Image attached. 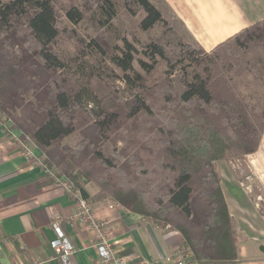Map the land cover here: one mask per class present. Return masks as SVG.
Instances as JSON below:
<instances>
[{
    "label": "trees",
    "instance_id": "1",
    "mask_svg": "<svg viewBox=\"0 0 264 264\" xmlns=\"http://www.w3.org/2000/svg\"><path fill=\"white\" fill-rule=\"evenodd\" d=\"M56 2L0 0V36L13 29L15 21L24 18L38 47L40 70L59 72L58 75H50V83L49 77L41 79L40 72H16L15 57L11 58L7 50L4 54L0 42V114L9 120V128L20 129L21 136H28L34 141L46 155L45 165H54L59 172H56L57 175H65L71 181L82 179L93 183L97 187L95 198L113 197L132 212L164 221L165 224L172 222L174 226L171 218L182 216L177 225L181 227L186 244L197 260L236 258V235H230L231 252H225L224 248V230L228 233L226 227L229 222L222 218L224 204L214 162L242 158L256 150L264 126V111L253 114L258 125L255 128L244 111L241 97L227 82L225 73L216 71L218 69L212 74L208 72L204 66L206 52L185 43L174 55L175 60L180 62L188 59L192 68L191 71L182 70L180 74L184 89L176 96L181 104L179 114L162 123L165 129L155 127L157 132L150 138L151 146L142 144L127 155L125 164L118 165L116 160L98 148L93 149L89 156V152L84 150L86 134L84 142L81 140L75 145H68L63 140L79 128L76 122L80 123L82 130L90 127L96 134V141L108 142L120 113L118 109H109L102 96L94 90L93 83L103 80L101 75L94 70L77 75L71 65L63 63L52 51L51 44L59 35ZM124 7L132 15L139 10L143 13L138 23L141 30L166 24L167 18L150 0H124ZM91 8L100 11L102 25L110 22L115 15L112 0H85L83 9ZM63 14L72 24H78L84 17V12L76 5L63 7ZM263 35L264 21H259L218 45L214 51L218 54V49L230 41L242 46ZM86 47L97 51L120 71V78L129 91L124 107L126 116L139 112L152 115L151 89L145 74L150 75L155 64L138 57L143 73L134 67L133 62L135 54H141L156 56L173 66L164 44L157 38H149L145 49L139 51L132 42L124 40L123 46H116L115 51L107 53L100 41L92 36ZM159 86L161 92L171 90L169 81L165 79ZM218 90L220 100L215 94ZM164 96L167 101H173L171 94ZM215 105L219 108L212 109ZM76 110L79 111L76 113L80 116L79 120L74 116ZM215 117L219 119V128ZM227 123L232 125L231 134L225 132ZM92 145L96 143L92 142ZM194 201L202 212L193 209Z\"/></svg>",
    "mask_w": 264,
    "mask_h": 264
},
{
    "label": "crops",
    "instance_id": "2",
    "mask_svg": "<svg viewBox=\"0 0 264 264\" xmlns=\"http://www.w3.org/2000/svg\"><path fill=\"white\" fill-rule=\"evenodd\" d=\"M150 1L173 22L179 38L206 53L244 28L264 21V0ZM9 126V120L0 114V264H93L97 253L91 246L92 232L86 227L64 226L75 248L69 261L62 260L50 247L55 238L51 227L53 213L63 218L71 216L75 201L41 165H45V153L30 139L33 158L27 159L9 137L10 131L20 134L21 130ZM263 135L256 150L244 157L214 162L224 204L222 218L229 222L228 233L224 230V248L231 252L230 235H236L237 257L199 260L200 264H264V156L257 155ZM49 167L58 172L54 165ZM247 176L249 180H245ZM242 181L250 183V193ZM82 191L92 202L96 220L108 221L109 239L118 256L175 264V249L188 245L177 225L182 216L171 218L175 226L172 222L165 224L121 204L109 209L108 202L117 200L110 196L95 198L97 187L91 182H84ZM193 209L202 212L195 201Z\"/></svg>",
    "mask_w": 264,
    "mask_h": 264
},
{
    "label": "rangeland",
    "instance_id": "3",
    "mask_svg": "<svg viewBox=\"0 0 264 264\" xmlns=\"http://www.w3.org/2000/svg\"><path fill=\"white\" fill-rule=\"evenodd\" d=\"M112 1L115 5V15L110 22L102 25L103 16L98 9H83L85 0H57L55 7L59 35L51 44V49L63 63L71 65L77 75L79 72L86 74L93 70L101 75L102 82H94L93 88L102 96L109 109H118L117 111L120 113V119L111 130L108 142L96 141V134L92 133V129L87 127L82 130L79 122H76L79 128L73 135L65 138L63 142L65 141L68 145H75V143L85 140L84 134H86L88 137L85 140L86 147L84 150L89 152V156H91L90 152L93 149L98 148L106 156L116 160L118 165H123L126 163L127 155L134 152L136 148L142 147V144L148 147L152 145L150 138L152 139L154 133L157 132L155 127L162 126L165 129L162 123L170 117L178 116L181 104L176 96L184 89L180 74L182 70L191 71L192 68L188 59L185 58L180 62L175 60L174 55L180 52L181 45L185 43L195 45L179 38L170 19H167L165 25L158 24L150 30H141L138 23L143 17V13L139 10L135 15H132L125 9L124 0ZM69 5H76L84 12V17L78 24H72L64 17L63 7ZM92 36L100 41L107 53H110L111 50L115 51L116 46H123L124 40L132 42L139 51L145 49V42L149 38H157L164 44L166 53L171 56L174 67L169 66L164 60L156 56H141V54H135L133 62L134 67L139 70L141 69L137 62L138 57H142L148 63L155 64L151 74L148 76L145 74L147 85L151 89L152 115L139 112L134 116H126L124 107L129 91L120 78V71L97 51L86 47V43ZM0 39L1 47H4V54L7 50L10 52L11 58L15 57L16 72H20V74L28 70L40 72L41 79L49 77V83L52 75H58L59 72L56 70L48 72L40 70L38 47L32 40L24 18L15 21L14 28L2 33ZM83 49L85 52L82 53ZM205 54L207 57L204 66L207 71L212 74L215 69H218L216 71L225 73L227 82L238 93L236 95L241 97L244 111L250 116L254 127L258 128L252 116L264 111V35L260 39L251 40L242 46L230 41L218 49V54L214 50ZM164 79L169 81L171 90H166V93L171 94L173 101H167L164 96L166 93L159 91V85ZM137 91L140 90L137 89ZM215 94L220 100V91H215ZM48 99L50 101V94ZM215 108L219 107L215 105L212 109ZM77 112L79 111L76 110L74 116L79 120L80 116L76 114ZM214 113L217 112L214 111ZM215 123L219 128L220 122L217 117H215ZM230 126L232 127L231 123H227L226 134H231ZM225 128L226 126H224ZM262 129L261 132L264 134V126ZM92 142L96 145L93 146ZM257 155L258 157L264 156V135Z\"/></svg>",
    "mask_w": 264,
    "mask_h": 264
},
{
    "label": "built area",
    "instance_id": "4",
    "mask_svg": "<svg viewBox=\"0 0 264 264\" xmlns=\"http://www.w3.org/2000/svg\"><path fill=\"white\" fill-rule=\"evenodd\" d=\"M9 137L16 143L20 152L27 159L33 158V151L29 146L30 138L28 136H21L10 131ZM41 165L48 172L54 183L61 186L64 192L75 201V211L71 216L63 218L58 213H53L51 218V227L54 231L55 238L49 244L62 260L69 261V257L75 251L72 242L64 230V226L68 225L70 227H86L92 232L91 246L95 248L97 253V259L93 264H165L150 258L118 256L113 247V243L109 239L110 226L108 221L96 220L92 202L90 198L83 194L82 186L84 181L82 179L71 181L65 176L57 175L54 169L42 163ZM245 180H249V177L247 176ZM241 185L248 193L251 192L250 183L242 181ZM118 206H120V203L117 201H110L107 204L109 209ZM173 256L175 264H200L199 260L193 256L188 245H181L176 248Z\"/></svg>",
    "mask_w": 264,
    "mask_h": 264
}]
</instances>
